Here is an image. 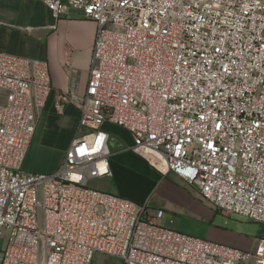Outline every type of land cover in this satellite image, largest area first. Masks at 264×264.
Here are the masks:
<instances>
[{
  "label": "built area",
  "instance_id": "built-area-1",
  "mask_svg": "<svg viewBox=\"0 0 264 264\" xmlns=\"http://www.w3.org/2000/svg\"><path fill=\"white\" fill-rule=\"evenodd\" d=\"M38 1L95 24L84 94H54L85 132L55 173L23 172L48 66L0 52V264H264V240L243 251L190 236L165 211L90 185L112 175L109 124L162 177L264 224V0Z\"/></svg>",
  "mask_w": 264,
  "mask_h": 264
},
{
  "label": "crops",
  "instance_id": "crops-1",
  "mask_svg": "<svg viewBox=\"0 0 264 264\" xmlns=\"http://www.w3.org/2000/svg\"><path fill=\"white\" fill-rule=\"evenodd\" d=\"M94 35L95 24L82 18L77 12L71 11L68 15L57 18L38 0H1L0 52L46 61L52 89L45 109L39 114L26 156L36 140L42 149L59 153L62 162L71 142L84 134L85 131L78 128V111L74 106L67 105L60 113L54 111V94L60 92H73L78 96L84 94ZM103 128L109 134V150L110 146L112 147L109 160L112 176L117 175L119 168L123 167L133 172L144 173L158 182L165 179L181 192L190 190L195 192V188L185 185L173 174L162 177L130 152L132 139L127 132L109 124H105ZM105 192L150 206V202L135 200L113 190ZM168 207L180 214L185 212L182 206L163 205L161 209ZM221 235L211 236L209 241L213 240L235 248L234 239H227L228 234Z\"/></svg>",
  "mask_w": 264,
  "mask_h": 264
},
{
  "label": "rangeland",
  "instance_id": "rangeland-1",
  "mask_svg": "<svg viewBox=\"0 0 264 264\" xmlns=\"http://www.w3.org/2000/svg\"><path fill=\"white\" fill-rule=\"evenodd\" d=\"M4 95L0 92V103ZM36 139V138H35ZM110 150L112 147L110 146ZM61 157L59 153L50 149H42L34 140L32 148L24 159L21 170L25 173L50 175L60 167ZM153 163V160L150 158ZM145 165L150 167L145 161ZM155 181L150 176L133 172L120 167L119 173L108 179L93 181L90 185L101 191H111L125 194L135 200H144L153 209H161L163 205L171 207L182 206L183 214L172 209H161L173 220L171 228L190 236L210 239L211 236L226 235L227 239H234L235 248L243 251H253L258 243L264 240V224H258L238 216H224L202 202L198 192H181L170 182L162 179ZM165 224V220L162 221ZM7 232L1 241V247L5 245ZM213 241V240H212ZM2 253L0 252V260ZM93 264H121L118 259L96 254Z\"/></svg>",
  "mask_w": 264,
  "mask_h": 264
},
{
  "label": "bare ground",
  "instance_id": "bare-ground-1",
  "mask_svg": "<svg viewBox=\"0 0 264 264\" xmlns=\"http://www.w3.org/2000/svg\"><path fill=\"white\" fill-rule=\"evenodd\" d=\"M153 160V158H151ZM152 163V162H151Z\"/></svg>",
  "mask_w": 264,
  "mask_h": 264
}]
</instances>
